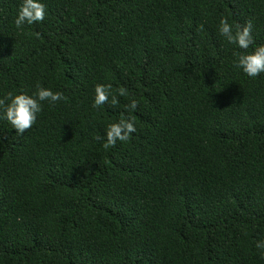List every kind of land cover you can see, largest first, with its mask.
<instances>
[{
	"label": "trees",
	"instance_id": "obj_1",
	"mask_svg": "<svg viewBox=\"0 0 264 264\" xmlns=\"http://www.w3.org/2000/svg\"><path fill=\"white\" fill-rule=\"evenodd\" d=\"M19 2L0 0V98L65 99L22 136L0 120V264H264V73L217 31L251 21L264 43V0H43L17 29Z\"/></svg>",
	"mask_w": 264,
	"mask_h": 264
},
{
	"label": "clouds",
	"instance_id": "obj_2",
	"mask_svg": "<svg viewBox=\"0 0 264 264\" xmlns=\"http://www.w3.org/2000/svg\"><path fill=\"white\" fill-rule=\"evenodd\" d=\"M46 14L43 0H20L13 23L17 29L24 25H32L44 20ZM217 31L229 44L236 48L245 50L234 53L233 66L239 69L245 76L255 78L264 73V43L254 44L252 36V23L246 21L243 25L235 27L229 23L224 16L219 18ZM253 45L251 51H246ZM104 84L97 83L93 86L92 106L98 107L109 100V92ZM125 89H119V95L125 94ZM64 95L60 91H53L51 88L39 84L31 94L23 91L17 93L7 92L0 98V120L7 121L14 128L16 136H22L26 129H30L41 112V102L47 101L50 105L57 101H63ZM117 99L111 97V104L115 105ZM137 101L132 99L125 106L126 110L135 111ZM136 131V125L131 116L119 119L117 122L109 123L104 130L103 142L105 147L114 146L117 141L125 142L130 134ZM99 139V137H97ZM260 259H264V238L255 242Z\"/></svg>",
	"mask_w": 264,
	"mask_h": 264
}]
</instances>
